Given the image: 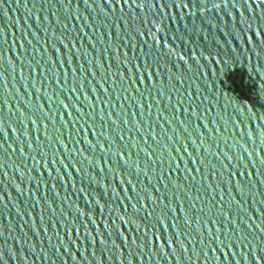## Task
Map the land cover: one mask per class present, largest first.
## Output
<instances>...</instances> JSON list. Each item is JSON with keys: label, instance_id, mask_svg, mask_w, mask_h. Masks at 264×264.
Returning <instances> with one entry per match:
<instances>
[{"label": "water", "instance_id": "water-1", "mask_svg": "<svg viewBox=\"0 0 264 264\" xmlns=\"http://www.w3.org/2000/svg\"><path fill=\"white\" fill-rule=\"evenodd\" d=\"M0 264H264V0H0Z\"/></svg>", "mask_w": 264, "mask_h": 264}]
</instances>
